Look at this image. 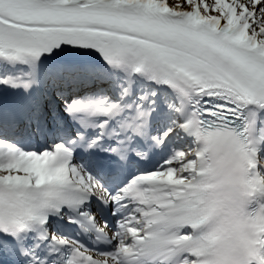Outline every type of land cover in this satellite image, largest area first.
I'll return each instance as SVG.
<instances>
[{"label": "snow or ice", "instance_id": "1", "mask_svg": "<svg viewBox=\"0 0 264 264\" xmlns=\"http://www.w3.org/2000/svg\"><path fill=\"white\" fill-rule=\"evenodd\" d=\"M220 141L264 203V0H0V264H202Z\"/></svg>", "mask_w": 264, "mask_h": 264}, {"label": "clouds", "instance_id": "2", "mask_svg": "<svg viewBox=\"0 0 264 264\" xmlns=\"http://www.w3.org/2000/svg\"><path fill=\"white\" fill-rule=\"evenodd\" d=\"M207 157L202 264H256L264 254V203L255 201L235 145L212 144Z\"/></svg>", "mask_w": 264, "mask_h": 264}]
</instances>
